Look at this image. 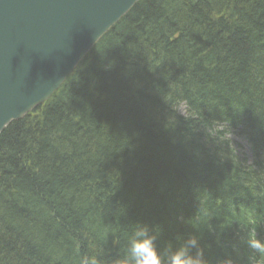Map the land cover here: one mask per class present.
<instances>
[{
	"label": "trees",
	"instance_id": "obj_1",
	"mask_svg": "<svg viewBox=\"0 0 264 264\" xmlns=\"http://www.w3.org/2000/svg\"><path fill=\"white\" fill-rule=\"evenodd\" d=\"M263 173L264 0H139L1 131L0 264H127L139 225L164 264L192 235L223 264Z\"/></svg>",
	"mask_w": 264,
	"mask_h": 264
},
{
	"label": "water",
	"instance_id": "obj_2",
	"mask_svg": "<svg viewBox=\"0 0 264 264\" xmlns=\"http://www.w3.org/2000/svg\"><path fill=\"white\" fill-rule=\"evenodd\" d=\"M138 0H0V133L44 103Z\"/></svg>",
	"mask_w": 264,
	"mask_h": 264
},
{
	"label": "clouds",
	"instance_id": "obj_3",
	"mask_svg": "<svg viewBox=\"0 0 264 264\" xmlns=\"http://www.w3.org/2000/svg\"><path fill=\"white\" fill-rule=\"evenodd\" d=\"M181 111L183 107L181 106ZM156 237L149 232L146 225L136 227L127 243L126 261L127 264H164V258L159 252ZM248 247L254 253L264 256V240L258 239L255 233L250 234ZM192 249L196 251L193 252ZM81 264H98L95 257L84 258ZM167 264H208L203 248L198 245V238L192 235L187 242L174 248L167 258ZM223 264H232L226 260Z\"/></svg>",
	"mask_w": 264,
	"mask_h": 264
},
{
	"label": "rangeland",
	"instance_id": "obj_4",
	"mask_svg": "<svg viewBox=\"0 0 264 264\" xmlns=\"http://www.w3.org/2000/svg\"><path fill=\"white\" fill-rule=\"evenodd\" d=\"M183 107V106H182ZM179 109V111L181 112V113H184V107H183V110L181 111L180 109H181V106L178 108ZM228 135V137L232 140V141H234L236 144H239L242 148H247V146H246V144H245V142H244V139L243 138H241L239 135H236L235 133H229V134H227ZM235 147L238 149L239 147L238 146H236L235 145ZM247 151L246 152H248V149H246Z\"/></svg>",
	"mask_w": 264,
	"mask_h": 264
},
{
	"label": "bare ground",
	"instance_id": "obj_5",
	"mask_svg": "<svg viewBox=\"0 0 264 264\" xmlns=\"http://www.w3.org/2000/svg\"><path fill=\"white\" fill-rule=\"evenodd\" d=\"M180 104H181V105H180ZM178 105H180V106H183V107H184V105L182 104V102H180ZM180 106H179V107H180ZM236 121H238V119H237ZM240 121H241V120H240Z\"/></svg>",
	"mask_w": 264,
	"mask_h": 264
}]
</instances>
